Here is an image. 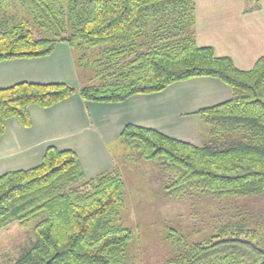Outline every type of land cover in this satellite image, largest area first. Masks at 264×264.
Returning a JSON list of instances; mask_svg holds the SVG:
<instances>
[{
    "label": "trees",
    "instance_id": "obj_1",
    "mask_svg": "<svg viewBox=\"0 0 264 264\" xmlns=\"http://www.w3.org/2000/svg\"><path fill=\"white\" fill-rule=\"evenodd\" d=\"M244 4L252 12L261 0ZM16 7L31 19L20 18ZM194 13L195 0H0V62L45 57L58 43L70 47L76 68L78 61L91 65L94 55L105 60L98 82L79 89L29 82L0 88V138L10 118L30 126V105L48 108L73 94L85 102L120 103L211 77L232 95L194 112L207 128V143L195 146L128 124L116 148L157 164L170 196L192 190L217 198L264 195V56L239 70L229 57L198 46ZM125 191L118 161L86 179L77 155L53 146L39 165L1 175L0 230L36 223L35 241L13 264H123L134 238L120 218ZM165 238L176 253L167 264H264L257 232L242 223L223 225L189 245L172 233Z\"/></svg>",
    "mask_w": 264,
    "mask_h": 264
},
{
    "label": "crops",
    "instance_id": "obj_2",
    "mask_svg": "<svg viewBox=\"0 0 264 264\" xmlns=\"http://www.w3.org/2000/svg\"><path fill=\"white\" fill-rule=\"evenodd\" d=\"M245 10L244 0H195L196 44L211 47L217 57H229L239 70H250L264 56V0L259 10ZM20 82L64 83L76 89L84 85L73 52L64 43L45 57L0 62V88ZM231 95L226 84L200 77L120 103L85 102L73 94L48 108L30 105L29 127L16 118L6 121L0 138V176L39 165L53 146L73 151L85 178H94L116 166L114 143L128 124L199 146L202 123L194 112Z\"/></svg>",
    "mask_w": 264,
    "mask_h": 264
},
{
    "label": "rangeland",
    "instance_id": "obj_3",
    "mask_svg": "<svg viewBox=\"0 0 264 264\" xmlns=\"http://www.w3.org/2000/svg\"><path fill=\"white\" fill-rule=\"evenodd\" d=\"M15 10L20 18L31 19L28 12L19 11L17 7ZM79 56L80 53L76 59ZM101 56H91V65L86 60L78 61L77 70L84 84L88 80L90 84L98 82L95 74L105 68V60ZM98 58L102 60L93 65L92 61ZM200 135L201 145L210 140L203 124ZM230 138L235 141L240 137ZM114 153L126 186L120 218L134 234L123 264H167L176 254L175 245L165 238L168 233L189 245L209 237L217 228L227 224L242 223L254 229L258 234V244L264 249V195L217 198L206 191L192 190L179 197L170 196L163 184L164 174L157 164L135 161L128 149L116 148ZM35 224L32 222L21 227L13 222L0 230V264H13L31 247L35 241Z\"/></svg>",
    "mask_w": 264,
    "mask_h": 264
}]
</instances>
